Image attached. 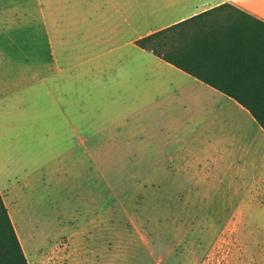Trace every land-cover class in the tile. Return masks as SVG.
Wrapping results in <instances>:
<instances>
[{"label":"crops","instance_id":"obj_1","mask_svg":"<svg viewBox=\"0 0 264 264\" xmlns=\"http://www.w3.org/2000/svg\"><path fill=\"white\" fill-rule=\"evenodd\" d=\"M225 4L264 23V0H49V24L0 9V196L15 231L54 189L91 173L102 183L87 158L141 172L173 204L205 207L204 219L242 221L264 206V132L223 93L242 90L243 68L218 60L205 73L216 89L137 44L197 17L255 32ZM39 28L49 45L40 60ZM229 42L236 62L250 41ZM49 141L74 143L55 160Z\"/></svg>","mask_w":264,"mask_h":264},{"label":"rangeland","instance_id":"obj_2","mask_svg":"<svg viewBox=\"0 0 264 264\" xmlns=\"http://www.w3.org/2000/svg\"><path fill=\"white\" fill-rule=\"evenodd\" d=\"M2 8L19 22L49 24V0H0ZM36 32L33 56L48 58L46 32ZM73 143L49 141V152L56 160ZM88 164L101 166V184L91 173L70 189H54L49 204L40 200L15 224L28 264H264V206L242 221L204 219L205 207L173 204L141 172L121 171L112 158Z\"/></svg>","mask_w":264,"mask_h":264},{"label":"trees","instance_id":"obj_3","mask_svg":"<svg viewBox=\"0 0 264 264\" xmlns=\"http://www.w3.org/2000/svg\"><path fill=\"white\" fill-rule=\"evenodd\" d=\"M225 7L238 13L240 22H251L255 32L239 28L232 33L226 27L221 29L220 24L216 26V21L200 26L194 23L197 17L145 37L137 44L216 89L224 90V87L206 78V71L220 65V59H225L226 67L239 65L240 71L243 68L239 74L244 75L234 80L242 90L223 93L245 108L264 132V23L226 4L219 9ZM235 35L248 37L250 43L240 45L237 61L230 62L228 58L234 54L230 49L234 46L229 40ZM0 264H28L1 196Z\"/></svg>","mask_w":264,"mask_h":264}]
</instances>
